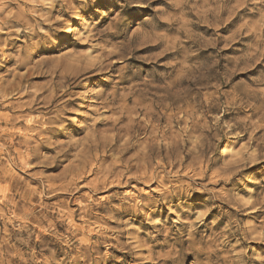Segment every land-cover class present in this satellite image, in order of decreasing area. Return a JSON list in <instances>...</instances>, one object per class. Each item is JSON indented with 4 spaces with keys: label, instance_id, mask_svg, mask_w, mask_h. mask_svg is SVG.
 I'll return each instance as SVG.
<instances>
[{
    "label": "rangeland",
    "instance_id": "obj_1",
    "mask_svg": "<svg viewBox=\"0 0 264 264\" xmlns=\"http://www.w3.org/2000/svg\"><path fill=\"white\" fill-rule=\"evenodd\" d=\"M0 264H264V0H0Z\"/></svg>",
    "mask_w": 264,
    "mask_h": 264
}]
</instances>
